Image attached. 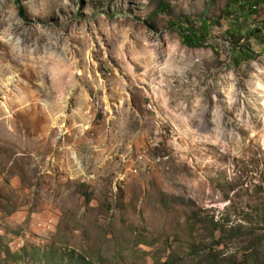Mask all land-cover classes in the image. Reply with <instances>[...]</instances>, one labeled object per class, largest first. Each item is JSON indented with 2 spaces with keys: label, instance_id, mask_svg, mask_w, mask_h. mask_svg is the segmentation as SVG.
Here are the masks:
<instances>
[{
  "label": "rangeland",
  "instance_id": "374dc122",
  "mask_svg": "<svg viewBox=\"0 0 264 264\" xmlns=\"http://www.w3.org/2000/svg\"><path fill=\"white\" fill-rule=\"evenodd\" d=\"M231 1L0 2V264H206L216 223L264 264V13Z\"/></svg>",
  "mask_w": 264,
  "mask_h": 264
},
{
  "label": "trees",
  "instance_id": "16d2710c",
  "mask_svg": "<svg viewBox=\"0 0 264 264\" xmlns=\"http://www.w3.org/2000/svg\"><path fill=\"white\" fill-rule=\"evenodd\" d=\"M239 4L240 8L242 10H246L247 8H250V11L248 13V22L251 21L253 22L254 17H256L257 15H261L262 13H264V0H253V3L250 0H232L229 5L227 7H229L228 10L232 9V4ZM255 5V6H254ZM261 8V9H260ZM170 9V6H168V4L165 3H160L158 10L155 12L154 17L157 16V14L162 13V12H167ZM227 10V11H228ZM20 14L23 17V19L28 20V15L25 9H23L22 7L19 8ZM226 11V12H227ZM184 19H180V24H172V27L174 29H176L177 31L180 32L181 35V39H182V45L187 47V48H204L205 47V41L204 38L202 37V33L204 31H206L207 29V24L206 22H203L201 24L200 28H188L187 30L183 28V26L185 25H189L190 20L189 19H185V21H187L185 23V25L182 24ZM247 25V24H246ZM250 29V30H249ZM252 28H248V32L250 31L252 33ZM257 32V31H256ZM257 33H261L260 30H258ZM199 34H201L199 36ZM262 34V33H261ZM236 37H241L238 40V43L234 45V52L236 54H238V58H241L242 61L244 62H249V61H254L255 60V54H253L250 50V48L245 44L246 43V37L242 34H239V36ZM211 49H213V51H215V54L218 53V49L215 46H212ZM239 65V63H238ZM221 232L222 236H221V240L219 242H215L213 243V245L209 246V247H205V249L202 251L203 255L205 256L206 259V264H221L220 262H218L219 259V255H218V250H217V245L218 244H224L225 241H233L235 239V229L233 228H228V227H221L218 225V223L214 224V228H213V232ZM212 237L215 238L214 233H211ZM233 237V238H231ZM226 244V243H225ZM250 251L251 249H246L244 251L245 256L249 257L250 255ZM253 252V249H252ZM199 253V252H198ZM237 260H233L232 264H240L238 263ZM172 264V263H170Z\"/></svg>",
  "mask_w": 264,
  "mask_h": 264
},
{
  "label": "built area",
  "instance_id": "2783aa9c",
  "mask_svg": "<svg viewBox=\"0 0 264 264\" xmlns=\"http://www.w3.org/2000/svg\"><path fill=\"white\" fill-rule=\"evenodd\" d=\"M165 159H159V161H164Z\"/></svg>",
  "mask_w": 264,
  "mask_h": 264
},
{
  "label": "clouds",
  "instance_id": "9594fccd",
  "mask_svg": "<svg viewBox=\"0 0 264 264\" xmlns=\"http://www.w3.org/2000/svg\"><path fill=\"white\" fill-rule=\"evenodd\" d=\"M0 2H2V0H0Z\"/></svg>",
  "mask_w": 264,
  "mask_h": 264
}]
</instances>
